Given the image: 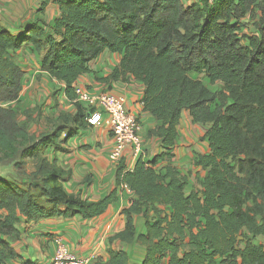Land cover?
I'll use <instances>...</instances> for the list:
<instances>
[{"label": "trees", "instance_id": "1", "mask_svg": "<svg viewBox=\"0 0 264 264\" xmlns=\"http://www.w3.org/2000/svg\"><path fill=\"white\" fill-rule=\"evenodd\" d=\"M58 7L55 37L45 38L38 23L16 35L0 25V166L19 171L35 162L26 186L0 175V264L18 256L10 241L21 220L100 216L119 186L135 198L122 209L124 228L108 241L142 246L140 264H264V244L256 241L264 240V0H59ZM247 16L251 33L242 32ZM24 43L41 53L40 69L64 85L75 106L73 114L48 119L53 129L39 135L29 131L28 110L20 121L6 106L19 101L23 71L15 51ZM104 52L122 58L101 81L143 84V108L158 121L148 136L166 150L137 158L131 170L118 162L115 187L92 201L65 191L66 171L44 151L59 149L63 133L66 139L89 127L75 87ZM182 110L206 126L209 146L194 161L206 174L192 190L175 166L157 165L173 157ZM133 215L142 216L143 232ZM127 263L124 250L110 249L98 264Z\"/></svg>", "mask_w": 264, "mask_h": 264}, {"label": "crops", "instance_id": "2", "mask_svg": "<svg viewBox=\"0 0 264 264\" xmlns=\"http://www.w3.org/2000/svg\"><path fill=\"white\" fill-rule=\"evenodd\" d=\"M59 0H0V25L16 35L26 32L33 23H38L44 30V37H55L53 26L60 16ZM185 6L197 0H182ZM45 2L43 8L42 3ZM246 25L242 32H252L250 18L243 19ZM16 62L23 71L22 89L18 102L10 106L14 110H28V114L44 120L46 117L56 120L59 112L73 114L75 106L64 96L63 84L48 76L40 69L41 53L30 44H23L15 51ZM122 54L104 52L92 62V71L80 76L76 87L90 93L107 92L121 97L125 108L132 113L140 126L139 138L141 153L134 155L131 146H127L119 163L125 170H131L137 160L152 159L166 149L162 141L148 136V131L158 124L149 112L143 108L144 86L132 77L111 82H102L118 65ZM194 76L193 72L189 73ZM196 77V76H195ZM203 81V80H202ZM207 78H204L205 82ZM38 108L40 114L34 113ZM32 120V119H31ZM206 126L192 121L188 111L182 110L177 125V137L172 148L171 160L159 161L158 167L175 166L185 179L186 189L198 188L197 179L206 171L195 165L199 155L209 153L208 141L203 137ZM61 136L59 149L47 148L44 155L56 162L66 171L63 182L68 194H79L83 199L98 200L115 187V171L118 162L109 159L114 145V138L109 130L101 125L78 129L66 139ZM0 175H2L0 173ZM4 176V175H3ZM118 199L107 211L97 217L83 218L79 215L64 218L54 216L38 221L21 220L17 225V236L11 239V245L17 257L8 264H50L57 242L64 243L77 256L89 257L92 264L104 263L109 258L110 249H122L128 255L127 264H140L144 248L137 243L108 241L110 236L120 232L126 218L122 209L129 205L135 196L123 186L117 187ZM138 233L144 231V220L140 215H133Z\"/></svg>", "mask_w": 264, "mask_h": 264}, {"label": "built area", "instance_id": "3", "mask_svg": "<svg viewBox=\"0 0 264 264\" xmlns=\"http://www.w3.org/2000/svg\"><path fill=\"white\" fill-rule=\"evenodd\" d=\"M75 93L76 101L86 107L88 126L103 125L114 138V145L109 153L110 160L119 162L127 146H131L134 155L141 153L139 123L125 108L121 97L107 92L90 93L79 87H75ZM50 264H92V259L77 256L64 243L58 241Z\"/></svg>", "mask_w": 264, "mask_h": 264}, {"label": "rangeland", "instance_id": "4", "mask_svg": "<svg viewBox=\"0 0 264 264\" xmlns=\"http://www.w3.org/2000/svg\"><path fill=\"white\" fill-rule=\"evenodd\" d=\"M204 78L205 77H202L201 80L204 81ZM204 83L207 84V81H205ZM23 111L24 109H20L18 111V116L20 121H24ZM37 119L38 118L36 116L32 117V120L29 122V131L33 135H39L41 133L51 131L53 129L54 123L48 120L47 117L46 119L44 118V120L42 121ZM34 167H35V162L32 159H28L24 163V165L21 166V170L16 171L11 166H0V173L4 175V177H7L8 179L11 180L19 181L18 183L26 186L30 181L29 174L34 170ZM256 241L258 243L264 244V240L262 237L256 238Z\"/></svg>", "mask_w": 264, "mask_h": 264}, {"label": "water", "instance_id": "5", "mask_svg": "<svg viewBox=\"0 0 264 264\" xmlns=\"http://www.w3.org/2000/svg\"><path fill=\"white\" fill-rule=\"evenodd\" d=\"M88 116V115H87Z\"/></svg>", "mask_w": 264, "mask_h": 264}]
</instances>
